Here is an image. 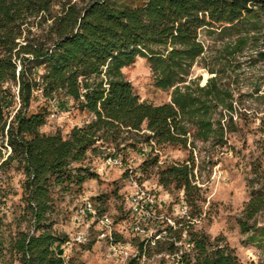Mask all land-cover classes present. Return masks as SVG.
I'll return each instance as SVG.
<instances>
[{
  "label": "trees",
  "instance_id": "obj_1",
  "mask_svg": "<svg viewBox=\"0 0 264 264\" xmlns=\"http://www.w3.org/2000/svg\"><path fill=\"white\" fill-rule=\"evenodd\" d=\"M262 20L264 0H0V136L12 147L4 156L1 145L0 168L18 162L24 169L22 203L39 232H21L14 240L12 249L22 264H76L59 248L70 242L68 236L53 232L48 222L55 208L54 187L69 192L98 176L86 164L89 153L105 158L152 142L184 148L197 140L228 144V134L237 130L233 91L218 76L205 85L192 78L206 52L201 34H237L235 52L242 51L247 26L259 29ZM138 57L149 61L158 88L173 91L170 102L149 103L136 93L124 68ZM39 92L47 101L72 100L92 118L68 137L47 134L42 129L48 107L33 109ZM132 135L140 139L130 142ZM158 161L155 157L152 163L159 168V183L168 192L184 191L194 202L201 189L190 160L165 166ZM250 187L239 220L244 233L257 229L252 222L264 212L262 164L254 165ZM96 201L98 214H105L101 198ZM128 211L114 225L130 222ZM174 227L166 228L169 252L179 248L172 239L179 231ZM114 235L125 242L119 230ZM163 241L147 247L148 254ZM133 243L144 251L139 237ZM188 243L193 246L185 252L187 262L245 264L234 249L214 244L207 234L191 232ZM126 264L141 263L131 258Z\"/></svg>",
  "mask_w": 264,
  "mask_h": 264
},
{
  "label": "rangeland",
  "instance_id": "obj_2",
  "mask_svg": "<svg viewBox=\"0 0 264 264\" xmlns=\"http://www.w3.org/2000/svg\"><path fill=\"white\" fill-rule=\"evenodd\" d=\"M247 29L244 34L248 35V41L244 49L237 52V34L203 31L201 36L206 52L192 73V78L200 79L202 85L218 76L220 84L233 91L237 130L228 134V144L221 146L213 139L197 140L188 148L156 142L138 144L136 148L122 151L121 156L126 162L114 167L105 165L99 154L89 153L86 164L98 174L97 177L87 179L81 187H72L69 192L53 188L55 208L48 224L56 234L68 236L67 258L76 264H124L122 254L112 249L110 241L100 238L102 229L94 219L79 215L78 209L86 199L101 198L102 210L117 221L129 213L128 198L137 191V181L160 198L161 220L152 226L155 232L167 228L168 217L174 222V228H179L178 232H173L172 239L188 244L191 232L207 234L214 244L234 249L245 264H264V212L252 222L256 223L257 229L248 233L243 232L239 221L251 198L250 178L254 165L264 167V20L259 29H251L249 25ZM124 74L142 101L153 104L171 101L173 91L156 86L153 69L146 58L138 57L124 68ZM41 106H47L50 111L42 129L47 134L61 132L68 137L75 126H84L92 118L89 112L73 106L72 100L47 101L39 92L33 109ZM139 139L132 135L130 142ZM2 144L4 139L0 138V147ZM3 153L4 156L9 153L5 144ZM155 157H158L159 166L190 160L188 164L194 167V183L201 189L194 202L187 199L184 191L172 188L168 192L159 183V168L152 163ZM147 160L150 164L146 167ZM18 164L12 162L0 168V264H22L12 249L14 240L21 232L39 233L31 216L25 215L22 196L27 176ZM132 176L137 179L133 180ZM185 206L188 216L180 213ZM130 224L131 220H124L114 225V229L121 232L124 243H133L136 236ZM170 241L164 240L158 249L150 250V255L169 251ZM162 260V264H170L166 258H157L154 264H160Z\"/></svg>",
  "mask_w": 264,
  "mask_h": 264
},
{
  "label": "built area",
  "instance_id": "obj_3",
  "mask_svg": "<svg viewBox=\"0 0 264 264\" xmlns=\"http://www.w3.org/2000/svg\"><path fill=\"white\" fill-rule=\"evenodd\" d=\"M53 116H55V114H53ZM0 138L3 137L0 136ZM4 144L9 150L8 155H10L12 153V147L8 144L7 138L4 140ZM104 163L110 167L122 166L124 160L121 155L113 154L105 157ZM132 178L133 180L137 179L134 176H132ZM0 183H2L1 177ZM135 185L137 187V191L128 198L129 209L132 216L130 228L131 231L144 242L145 249L143 252H141L134 243H124L122 241L115 240L114 218L108 213L99 215L98 203L96 200L86 199L79 207L78 214L84 217H90L97 222L99 227L102 229L100 238L110 241L112 249L116 253L122 254L124 264H126L131 258L138 259L141 264H154L157 261V258H166L170 261V264H194L193 262H187L184 260L186 250H190L193 244L188 243L186 244V248H184L182 240H175V244L179 246V248L174 252L165 251L160 253L156 252L153 255L148 254L147 247L155 248L158 241L164 240L167 229H158L156 232L152 229V226L155 224L158 225L161 220V216L159 214L161 201L159 196L148 188L140 186L137 181H135ZM180 213L182 216H188V207L185 206ZM166 220L168 221V224L173 226L175 225L170 218L166 217ZM69 243L70 242L59 246V248L63 251L64 256H66L65 248Z\"/></svg>",
  "mask_w": 264,
  "mask_h": 264
}]
</instances>
